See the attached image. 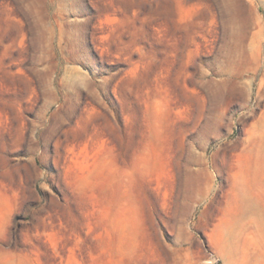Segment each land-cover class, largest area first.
<instances>
[{
  "label": "rangeland",
  "instance_id": "rangeland-1",
  "mask_svg": "<svg viewBox=\"0 0 264 264\" xmlns=\"http://www.w3.org/2000/svg\"><path fill=\"white\" fill-rule=\"evenodd\" d=\"M0 264H264V0H0Z\"/></svg>",
  "mask_w": 264,
  "mask_h": 264
},
{
  "label": "bare ground",
  "instance_id": "bare-ground-1",
  "mask_svg": "<svg viewBox=\"0 0 264 264\" xmlns=\"http://www.w3.org/2000/svg\"><path fill=\"white\" fill-rule=\"evenodd\" d=\"M263 145V144H262Z\"/></svg>",
  "mask_w": 264,
  "mask_h": 264
}]
</instances>
